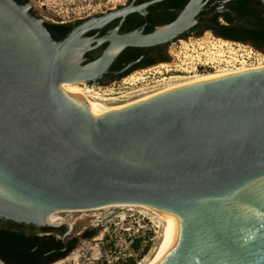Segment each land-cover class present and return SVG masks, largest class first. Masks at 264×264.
<instances>
[{
    "label": "water",
    "instance_id": "obj_1",
    "mask_svg": "<svg viewBox=\"0 0 264 264\" xmlns=\"http://www.w3.org/2000/svg\"><path fill=\"white\" fill-rule=\"evenodd\" d=\"M199 3L159 35L97 40L109 48L82 67L91 42L81 35L112 13L58 40L30 3L0 0V219L63 227L66 244L77 228L48 222L53 213L145 206L172 211L179 221V235L158 264H264V68L101 117L60 88L89 86L122 48L185 32Z\"/></svg>",
    "mask_w": 264,
    "mask_h": 264
},
{
    "label": "rangeland",
    "instance_id": "obj_2",
    "mask_svg": "<svg viewBox=\"0 0 264 264\" xmlns=\"http://www.w3.org/2000/svg\"><path fill=\"white\" fill-rule=\"evenodd\" d=\"M27 1L31 4L33 13L44 20L69 21L104 13L123 5L127 0ZM217 42L224 41L207 33L202 40H191L186 45L182 44V47L177 49L178 59L175 60L178 65L176 69L185 71L182 74L169 72L166 74L161 69H159L161 75L157 73L158 75L155 74L154 77L148 73L136 74L125 84L120 85L129 87L127 89L98 86L101 88H91V95H96L98 97L96 101L105 105L122 106L191 81L202 74H218L240 68L238 63L246 61L249 54L247 45L226 42L229 46L218 49L216 46L213 47ZM219 51L223 53L222 57L217 56ZM253 52L254 56L249 55L258 58V61L253 64L246 61L244 66L247 68L264 66V50L254 48ZM211 66L215 68L209 70ZM119 91L121 93L117 94ZM121 98H125L124 101H117ZM58 215L63 222L72 224L78 221L79 226L76 227V234L69 239L75 240L73 251L54 264H117V260L136 258L137 254L133 253L130 247V240L135 237L143 239L141 246L149 242L148 253L136 263L144 264L157 252L166 228L164 219L140 207H112L93 211L64 212ZM90 231L93 232L92 238L81 239L82 233ZM0 264L4 263L0 260Z\"/></svg>",
    "mask_w": 264,
    "mask_h": 264
},
{
    "label": "flooded vegetation",
    "instance_id": "obj_3",
    "mask_svg": "<svg viewBox=\"0 0 264 264\" xmlns=\"http://www.w3.org/2000/svg\"><path fill=\"white\" fill-rule=\"evenodd\" d=\"M193 1L127 0L123 5L112 8L104 13L69 21L44 20L36 16L44 21L58 40H63L71 35L76 27L92 17L96 16L100 18L109 13L114 15L104 25L92 28L81 35V42H91L90 48L83 54L80 62V65L84 67L99 59L110 46L109 41L98 43L97 40L125 34L153 35L158 30L176 22ZM199 4L197 10L196 7L193 9L196 10L197 14L194 18L195 21L188 30L163 43L146 47L128 46L122 48L114 54L107 72L101 78L88 81L89 86L81 84L86 88L92 86H116V88L120 89V85L125 84L128 79L136 76V74L148 73L154 77L157 73L161 75L159 69L163 70L166 74L168 72L182 74L185 71L176 69L178 66L175 63V60L178 59L177 49L181 48L182 44H187L191 40H202L207 33L213 34L218 40L224 42H230L235 45L246 44L253 47L249 41H241L239 39V32L223 29L224 27H234L238 30L248 26L245 23L244 17L238 15L241 14L242 9L237 8L236 12L234 11L235 9L233 10L234 7L238 6L236 0H200ZM253 4L252 6L259 10L262 8V5L257 6ZM180 43L182 44L180 45ZM172 51H175V54ZM75 55H77L76 52ZM214 68L211 66L208 69ZM121 88L127 89L129 87L124 86ZM119 93L121 91L117 92V94ZM124 99L121 98L117 101H124Z\"/></svg>",
    "mask_w": 264,
    "mask_h": 264
},
{
    "label": "trees",
    "instance_id": "obj_4",
    "mask_svg": "<svg viewBox=\"0 0 264 264\" xmlns=\"http://www.w3.org/2000/svg\"><path fill=\"white\" fill-rule=\"evenodd\" d=\"M26 4L27 0H18ZM242 9L240 17H244L248 25L236 30L234 27H224L227 31L240 33L241 41H249L258 50H264V7L259 10L253 5H261L258 0H236ZM64 228L36 227L14 223L0 219V260L4 264H54L66 258L74 249L75 240H67L63 244L61 236ZM93 237V232L81 234V239L88 240ZM149 240V239H148ZM143 239L135 237L130 240V247L136 258L129 257L117 260V264H136L149 251V242L141 246Z\"/></svg>",
    "mask_w": 264,
    "mask_h": 264
},
{
    "label": "bare ground",
    "instance_id": "obj_5",
    "mask_svg": "<svg viewBox=\"0 0 264 264\" xmlns=\"http://www.w3.org/2000/svg\"><path fill=\"white\" fill-rule=\"evenodd\" d=\"M160 33L161 32L158 30L153 36L159 35ZM181 44L182 43H180V45ZM215 46L218 47V49H221L222 47L229 46V44L226 42H217L216 44L213 45V47H215ZM213 49H215V48H213ZM172 52L174 53L175 51H172ZM217 56L222 57L223 53L221 51H219V52H217ZM263 68H264V66H256V67H249V68L241 67V68H237L235 70H230V71L222 72V73H218V74H212V73L202 74V75L198 76L197 78L192 79L191 81L179 84L177 86L167 88V89L159 91L153 95L144 97L142 99H139V100L131 102V103H127V104L122 105V106H109V105H105L103 103H100V101H96V99L98 97L96 95L95 96L91 95V92H92L91 88H86V87L82 86L81 83H78V84L62 83L60 85V88L73 101L83 102L91 116L101 117V116H104L110 112L123 110V109L128 108L132 105L144 102L146 100H149L151 98H154L156 96L170 92V91L178 89V88H182L185 86L194 85V84H198V83H202V82H207V81H211V80H215V79H219V78H224L227 76L240 74V73L250 71V70H260ZM89 94L94 99H92V97H90ZM99 100H100V98H99ZM112 207H140V208H145L148 211L152 212L153 214L157 215L158 218H162L166 221V228H165V233L163 235V240H162L161 244L159 245L157 252L154 254V256L150 260H147V262L144 263V264H158L164 258V256L167 254L168 250L171 248V246L176 241V239L179 235V221H178L176 214L172 211L159 210V209H155V208H149V207L138 206V205H112V206H106V207H102V208H98V209H94V210H101V209H107V208H112ZM89 211H93V210H89ZM69 212H74V211H68V213ZM60 213H64V211L56 212V213H53L52 215H50L48 222L57 223V222L64 221L61 217H59L58 214H60ZM72 226H74V227L79 226V222L77 221L76 223H72Z\"/></svg>",
    "mask_w": 264,
    "mask_h": 264
},
{
    "label": "built area",
    "instance_id": "obj_6",
    "mask_svg": "<svg viewBox=\"0 0 264 264\" xmlns=\"http://www.w3.org/2000/svg\"><path fill=\"white\" fill-rule=\"evenodd\" d=\"M237 45H239V44H237ZM244 48H245V46L244 45H242ZM246 48H248V53L249 54H252V56H254V52H253V47H251V46H249V45H247L246 46ZM245 51V50H244ZM247 55V58H246V61H248L249 63H251V64H253L254 62H256V61H258V58H256V57H252V56H250V55ZM246 61H244V60H242L241 62H239L238 63V65H239V67L241 68V67H245L244 65H246ZM241 64H242V66H241ZM237 69V68H236ZM90 88H101V87H98V86H95V87H90ZM103 88V87H102ZM89 96L90 97H92L90 94H89ZM92 99H94L93 97H92Z\"/></svg>",
    "mask_w": 264,
    "mask_h": 264
}]
</instances>
